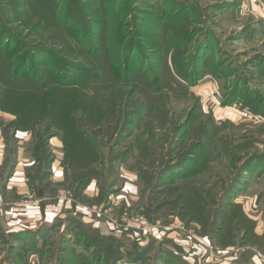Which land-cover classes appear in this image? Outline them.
<instances>
[{
	"label": "rangeland",
	"instance_id": "obj_1",
	"mask_svg": "<svg viewBox=\"0 0 264 264\" xmlns=\"http://www.w3.org/2000/svg\"><path fill=\"white\" fill-rule=\"evenodd\" d=\"M256 94L264 0H0V264H254Z\"/></svg>",
	"mask_w": 264,
	"mask_h": 264
},
{
	"label": "trees",
	"instance_id": "obj_2",
	"mask_svg": "<svg viewBox=\"0 0 264 264\" xmlns=\"http://www.w3.org/2000/svg\"><path fill=\"white\" fill-rule=\"evenodd\" d=\"M125 6L126 5L122 6V10L125 9ZM173 12H178V10H174ZM177 14H179V13H177ZM140 24H141L140 26H142V23H140ZM140 26H139V28H140ZM139 28H138V31L140 32L141 30ZM219 65L221 66L222 64H219ZM82 68L83 67H81L79 69H82ZM182 73L183 72L181 71V74ZM256 92H258V91H255L253 93H256ZM64 102H66V101H64ZM248 105L251 106L252 110L255 113H257V114L260 113V114H263L262 116H264V100L262 98L260 99L259 95H257V94L254 95L253 101ZM58 112L59 111H55L53 113L57 114ZM66 113H69V112H65V114ZM55 114H53V116H55ZM72 135L73 134H70V136H72ZM69 138L71 139V137H69ZM75 138H77V137H75ZM72 142H73L72 148L71 147L68 148V152H72V151L76 152V150H79L80 152L83 151L85 154L89 155V149L85 148L81 142H79V143L82 145H77L75 139ZM76 146H77V148H76ZM258 164L264 165V155H262L259 158ZM238 210H239V214L241 216L236 217V215H234V217H233V214L235 212L234 211L233 214L230 215L228 217V219L225 220L220 227H218L215 231H213V233L215 234L213 237V240L214 239L219 240V241L221 240L223 242L222 243L223 246L233 245L234 240L237 236L235 234V231L237 232V231L243 230L244 236L241 240V245L242 246L243 245L255 246V247L264 251V234L260 235L256 232L257 222L255 220L249 218L246 215V213L242 210V208H239ZM245 251H246V254H248L251 257L255 255V251L252 249H248Z\"/></svg>",
	"mask_w": 264,
	"mask_h": 264
},
{
	"label": "crops",
	"instance_id": "obj_3",
	"mask_svg": "<svg viewBox=\"0 0 264 264\" xmlns=\"http://www.w3.org/2000/svg\"><path fill=\"white\" fill-rule=\"evenodd\" d=\"M14 177L8 182L6 188H11L12 187V182H13ZM256 232L260 235L264 234V223L258 225V227L256 228ZM249 248V246H248ZM252 250L255 251V255L252 256V261L254 264H264V251H262L261 249L255 247V246H251ZM242 250H246L245 247Z\"/></svg>",
	"mask_w": 264,
	"mask_h": 264
}]
</instances>
